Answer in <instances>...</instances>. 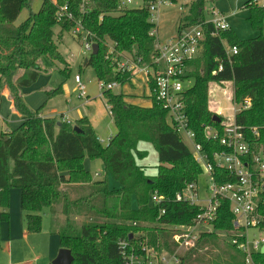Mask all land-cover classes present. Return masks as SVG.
Returning a JSON list of instances; mask_svg holds the SVG:
<instances>
[{
  "label": "trees",
  "instance_id": "trees-1",
  "mask_svg": "<svg viewBox=\"0 0 264 264\" xmlns=\"http://www.w3.org/2000/svg\"><path fill=\"white\" fill-rule=\"evenodd\" d=\"M32 2L0 0V103L2 91L7 89L20 121L16 128L0 132V226L9 221V191L16 188L26 231L41 230V213L47 208L50 234L57 235L60 247L70 250L71 264H125L119 246L123 240L137 253L142 245L157 251L174 250L169 226L191 224L199 212L198 206L177 201L175 195L198 178L201 168L179 133L167 123L166 112L153 95L148 96L150 104L143 106L128 102L122 92L103 91L115 126L114 135L103 145L86 116L73 123L41 116L44 103L32 110L21 94L22 87L33 84L45 71L41 65L44 57L52 62L62 58L54 40L55 26L60 29L58 40L73 27L72 21L57 20L62 6L81 18L98 44V52L86 61L97 79L121 84L130 81V74L114 73L104 57V41L110 40L117 51L150 64L155 39L149 35L153 25L146 6L119 9L117 0H41L38 10L33 11ZM204 4L205 0L185 3L186 12L179 20L200 24L203 31L201 55L189 62L185 75L193 84L185 90L184 103L194 140L210 152L220 147L204 137V126H214L222 133L220 122L213 120L208 108L210 82L232 81L235 102L250 99V107L235 114L237 124L248 129L264 122V20L256 0H246L247 20L259 34L242 39L230 27L213 35L212 25L205 23ZM24 8L29 10L28 16L16 24ZM228 45L238 48L230 58L226 56ZM60 91L59 86L47 91V96ZM247 135L251 145H264V129L260 128L256 138L249 131ZM140 141L155 145L158 164L152 176L135 160L145 154L137 148ZM85 156L102 159L118 187L110 188L107 179L94 180L83 166ZM153 192L162 196L160 203L150 204ZM261 210L264 213V206ZM71 214L74 220L81 217L80 226ZM232 219L228 202L222 200L212 230L201 234L196 249L184 251L181 264H246L245 255L230 242ZM222 237L229 247L226 252L217 242L223 241ZM252 262L264 264V253H253Z\"/></svg>",
  "mask_w": 264,
  "mask_h": 264
},
{
  "label": "built area",
  "instance_id": "built-area-1",
  "mask_svg": "<svg viewBox=\"0 0 264 264\" xmlns=\"http://www.w3.org/2000/svg\"><path fill=\"white\" fill-rule=\"evenodd\" d=\"M117 1L119 9L129 8L133 2V0ZM171 3V0H148L142 4L146 6L149 12L148 20L153 25L149 35L155 39V54L150 64L143 63L139 57L130 53L117 51L115 43L107 39L104 41L107 48L104 57L112 64L114 73H128L130 78L138 75L143 77L142 81L149 95H153L165 110L167 123L179 133L182 140L184 138L188 140L192 157L201 168L200 174L205 175L206 185L201 188L196 179L187 183L175 195L177 201H186L198 206L199 212L191 224L169 226L176 244L174 250L157 251L142 245V251L137 253L127 241L123 240L119 242L121 253L125 264H181L184 251L196 249L201 234L212 230V223L218 215L221 201L226 200L233 216V235L230 242L245 255V263L251 264L252 254L264 245V237L248 239L250 228H256L264 233V213L261 210L264 206V145L262 143L259 147L251 145L247 132L249 131L255 138L258 137L260 128L264 129V122L260 127L250 126L248 129L237 124L235 119L227 123L221 110L211 106L214 101V87H221L225 91V98L230 101L234 111L235 105L239 107L235 114L249 108L250 99L245 98L240 103L235 102L232 81L210 82L208 108L213 115L220 118L218 122L222 133L214 126L205 125L204 137L218 142L220 148L208 152L194 140L195 134L189 127L184 103L187 88L183 84L189 80L185 77L189 62L201 55L203 31L200 24L189 25L181 20L176 27L175 35L161 43L156 37L159 7ZM256 4L263 9L264 20V0L261 3L256 0ZM80 11L82 12L83 9L81 8ZM210 15L212 19L205 20V23L212 25L213 35L230 28L227 15L223 12L211 8ZM56 18L58 21H72L71 31L82 39L83 49L91 54L92 44L96 42L92 40V33L83 27L81 18H76L65 6L58 9ZM237 51L236 45L226 46L227 58ZM218 69H222V64H219ZM74 82L77 96L87 98L86 86L79 74L75 75ZM116 85L121 83L98 80V90L101 95L103 91L113 89ZM107 109L111 115L110 106L107 105ZM61 120L70 121L66 115H62ZM162 200V196L153 192L149 202L154 205ZM161 213H164V210H161Z\"/></svg>",
  "mask_w": 264,
  "mask_h": 264
},
{
  "label": "rangeland",
  "instance_id": "rangeland-1",
  "mask_svg": "<svg viewBox=\"0 0 264 264\" xmlns=\"http://www.w3.org/2000/svg\"><path fill=\"white\" fill-rule=\"evenodd\" d=\"M190 0H177L169 5H161L158 12V20L156 22V37L163 43L176 33V25L179 18L186 12L183 6ZM246 0H205L203 16L205 20L212 19L210 9L215 8L225 14H229L227 18L228 25L242 39L254 37L259 34V31L254 30L247 20L249 15L248 9L243 7ZM261 3L263 0H257ZM41 4V0H33L31 8L37 11ZM142 0H133L130 8L142 6ZM29 10L24 8L17 20L16 24L22 22L28 16ZM262 33L264 34V23L262 24ZM54 40L58 46V51L61 55L60 60L51 61L48 58H43L41 65L45 68L38 79L35 81L24 101L32 110L37 109L41 104L44 106L41 109V116L54 117L61 119L62 115H66L73 123L80 117L87 116L91 122L98 140L106 145L109 138L115 133L111 115L108 112L107 104L101 92L98 90V79L96 77L92 65L86 66L84 61L90 56L89 51H85L82 46V39L75 38L72 34L64 32L62 39L58 40L59 26H55ZM81 76L82 82L86 86L87 98H79L77 96L76 84L74 82L75 75ZM142 76L131 77V82L127 81L121 85L113 87L115 93H125L127 90H139V85H142ZM131 83L135 88H130ZM193 84V79L185 81L183 86L190 87ZM210 85V83H209ZM61 91L51 97L47 96V91L59 87ZM209 87V86H208ZM234 89V86H233ZM4 89L0 103V132L10 131L16 128L19 124V115L14 110L7 92ZM225 91L221 87H214L213 103L211 106L221 110L224 120L227 123L234 121L235 111L238 106L235 105V111L232 104L225 98ZM212 99V100H213ZM184 143L190 149L188 140L183 139ZM138 150L144 152L143 156H136L137 164L144 166L145 172L148 175L156 173V165L158 157L156 148L153 142L140 141L137 146ZM83 166L90 172L94 180L107 179L110 187H118V183L113 177L106 172L102 159H90L85 156ZM201 188L206 185L205 175H199L197 178ZM14 189V188H13ZM16 189V188H15ZM136 205V203H135ZM47 208L42 211V227L39 232L27 233L23 235L12 236L8 248L2 246L0 249V264H49L47 256L51 245L56 244L53 237L49 234L50 218ZM66 215H63L61 221ZM72 221L80 226L81 217L74 218L70 215ZM66 221H63L65 224ZM75 225V224H74ZM252 237H264V233L256 228L248 229V239ZM148 236L144 240H147ZM216 239L219 247L226 252L229 250L228 244L224 238ZM226 249V250H225ZM58 251V248L57 250Z\"/></svg>",
  "mask_w": 264,
  "mask_h": 264
},
{
  "label": "crops",
  "instance_id": "crops-1",
  "mask_svg": "<svg viewBox=\"0 0 264 264\" xmlns=\"http://www.w3.org/2000/svg\"><path fill=\"white\" fill-rule=\"evenodd\" d=\"M225 15H227V18H228L229 14H225ZM179 22H180V20H178L177 25H178ZM177 25H176V27H177ZM68 33L72 34L73 37L78 38L72 31H68ZM136 77H138V76H136ZM131 81L132 80H130V82ZM142 85L143 86L139 85V87H140L139 90H127V92L124 93L126 95L125 99L128 102H131V103H135V104H139V105H143V106L149 105L150 104V99L148 98V96H149L148 89L146 88V86L144 85L143 82H142ZM33 86H34V84H31L30 86L21 88V94L23 96V99H25L26 93H28V91L31 88H33ZM130 88L133 89V88H135V86L131 83V87ZM8 98H9L11 104H12L10 95H8ZM12 106H13V104H12ZM13 108H14V106H13ZM14 110H15V108H14ZM88 120H89V118H88ZM90 124H91V122H90ZM110 188H115V187H110ZM19 196H20V193H19L18 189L14 188V189H11L9 191V208H8L9 221L8 222H3L1 224V226H0V238H1L0 249H2V246H5L6 248H8L9 242H10V239H11L12 236L23 235V234H27L28 233L26 231V227H25L24 212H23V210L20 207ZM135 206H136L135 205V201H133L132 202V207H135ZM48 216L50 218L49 214H48ZM48 232L50 234L49 229H48ZM50 235L53 237L54 241L56 240V244L54 246L51 245V248L49 249V253H48V256H47L48 260L53 259L55 257V255H56V253H57V251H56L57 248L58 249L60 248L57 235H54V234H50Z\"/></svg>",
  "mask_w": 264,
  "mask_h": 264
},
{
  "label": "water",
  "instance_id": "water-1",
  "mask_svg": "<svg viewBox=\"0 0 264 264\" xmlns=\"http://www.w3.org/2000/svg\"><path fill=\"white\" fill-rule=\"evenodd\" d=\"M98 52V44H92V54ZM88 58L85 59L84 64H86ZM213 120L219 121L220 118L217 115H213ZM260 253H264V245L261 246ZM73 261V256L69 249L60 247L55 255V257L50 261L49 264H71Z\"/></svg>",
  "mask_w": 264,
  "mask_h": 264
}]
</instances>
